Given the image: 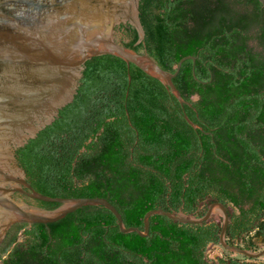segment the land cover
Masks as SVG:
<instances>
[{"label": "trees", "instance_id": "1", "mask_svg": "<svg viewBox=\"0 0 264 264\" xmlns=\"http://www.w3.org/2000/svg\"><path fill=\"white\" fill-rule=\"evenodd\" d=\"M139 10L145 37L121 25L122 44L171 73L181 59L195 57L173 79L191 105L117 56L94 57L73 102L17 150L27 181L48 197L105 198L127 228L142 232L149 211L201 219L221 204L229 216L226 243L263 251L262 4L141 0ZM33 202L43 210L60 206ZM223 225L220 215L201 225L153 215L142 238L122 233L106 208L84 207L53 224L12 227L0 264H264V256L210 259L209 246L222 247ZM53 241L63 253L44 252Z\"/></svg>", "mask_w": 264, "mask_h": 264}, {"label": "water", "instance_id": "2", "mask_svg": "<svg viewBox=\"0 0 264 264\" xmlns=\"http://www.w3.org/2000/svg\"><path fill=\"white\" fill-rule=\"evenodd\" d=\"M259 1L264 8V0ZM140 2L0 0V248L16 225H49L84 207L101 206L114 214L122 233H137L142 238L149 235V219L153 215L201 225L219 212L224 219L220 236L222 247L247 258H261L264 250L252 253L226 243L229 216L221 204L211 205L201 219L164 210L149 211L144 217L145 231L142 232L136 227L127 228L119 211L105 198L48 197L27 181V174L16 156L17 150L35 139L73 102L84 66L94 57L117 56L128 66L133 64L161 81L181 105H191L182 98L173 79L178 76L182 64L187 60L196 62L195 57H184L175 67V73H171L148 55L136 53L116 38L121 25L129 24L137 30L139 40L144 39ZM193 74L197 79L194 70ZM186 120L197 128L188 117ZM16 193L60 206L55 210H43L15 197Z\"/></svg>", "mask_w": 264, "mask_h": 264}, {"label": "flooded vegetation", "instance_id": "3", "mask_svg": "<svg viewBox=\"0 0 264 264\" xmlns=\"http://www.w3.org/2000/svg\"><path fill=\"white\" fill-rule=\"evenodd\" d=\"M14 196L19 198V199H22L24 202L28 203L29 205L34 206L33 200H31L28 196H26L24 194H20V193H16ZM214 215H220V214H214ZM214 215H212V216H214ZM211 246H213V245H211ZM43 249H44V252H46V254H49V253H59V254H61V253H63V248L61 247V242H57V241L48 242V245L43 247Z\"/></svg>", "mask_w": 264, "mask_h": 264}, {"label": "rangeland", "instance_id": "4", "mask_svg": "<svg viewBox=\"0 0 264 264\" xmlns=\"http://www.w3.org/2000/svg\"><path fill=\"white\" fill-rule=\"evenodd\" d=\"M121 30H118V33L116 35V38L119 42H122V39H123V32ZM215 214H219V212H216ZM260 246L262 247L263 244L260 243ZM207 255L210 259H213L215 260L216 258L218 257H222L224 255H230V256H234V255H237V257H239L240 255L239 254H236V253H233V252H230V251H227L226 249H224L223 247L221 246H210L209 249H208V252H207ZM264 263V262H263Z\"/></svg>", "mask_w": 264, "mask_h": 264}]
</instances>
